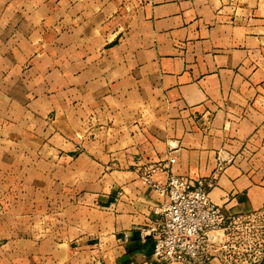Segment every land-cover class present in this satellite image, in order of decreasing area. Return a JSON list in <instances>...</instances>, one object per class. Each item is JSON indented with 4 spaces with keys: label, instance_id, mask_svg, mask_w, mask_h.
Returning a JSON list of instances; mask_svg holds the SVG:
<instances>
[{
    "label": "crops",
    "instance_id": "1",
    "mask_svg": "<svg viewBox=\"0 0 264 264\" xmlns=\"http://www.w3.org/2000/svg\"><path fill=\"white\" fill-rule=\"evenodd\" d=\"M146 170L264 205V0H0L5 264H150Z\"/></svg>",
    "mask_w": 264,
    "mask_h": 264
},
{
    "label": "built area",
    "instance_id": "2",
    "mask_svg": "<svg viewBox=\"0 0 264 264\" xmlns=\"http://www.w3.org/2000/svg\"><path fill=\"white\" fill-rule=\"evenodd\" d=\"M174 161L169 158L170 163ZM143 180L162 196L159 217L140 229L142 236L153 238L150 264H205L214 258L216 242L239 215L211 200L213 182L170 173L163 183H158L151 179L150 170L143 174ZM263 248L264 238L258 248L262 254Z\"/></svg>",
    "mask_w": 264,
    "mask_h": 264
},
{
    "label": "rangeland",
    "instance_id": "3",
    "mask_svg": "<svg viewBox=\"0 0 264 264\" xmlns=\"http://www.w3.org/2000/svg\"><path fill=\"white\" fill-rule=\"evenodd\" d=\"M237 215L238 219L221 235L212 253L222 264H260L263 254L258 248L264 238V205ZM9 256L0 251V264H5L4 259Z\"/></svg>",
    "mask_w": 264,
    "mask_h": 264
}]
</instances>
